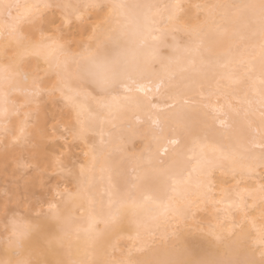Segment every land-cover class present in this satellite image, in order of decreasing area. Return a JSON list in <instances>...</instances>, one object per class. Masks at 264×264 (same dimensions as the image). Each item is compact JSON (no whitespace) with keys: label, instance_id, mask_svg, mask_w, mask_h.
Returning <instances> with one entry per match:
<instances>
[{"label":"snow or ice","instance_id":"6c2138e0","mask_svg":"<svg viewBox=\"0 0 264 264\" xmlns=\"http://www.w3.org/2000/svg\"><path fill=\"white\" fill-rule=\"evenodd\" d=\"M0 264H264V0H0Z\"/></svg>","mask_w":264,"mask_h":264}]
</instances>
